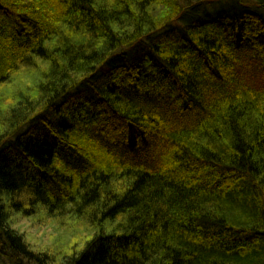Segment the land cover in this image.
<instances>
[{"label": "trees", "instance_id": "trees-1", "mask_svg": "<svg viewBox=\"0 0 264 264\" xmlns=\"http://www.w3.org/2000/svg\"><path fill=\"white\" fill-rule=\"evenodd\" d=\"M0 258L264 264V0H0Z\"/></svg>", "mask_w": 264, "mask_h": 264}, {"label": "rangeland", "instance_id": "rangeland-1", "mask_svg": "<svg viewBox=\"0 0 264 264\" xmlns=\"http://www.w3.org/2000/svg\"><path fill=\"white\" fill-rule=\"evenodd\" d=\"M18 223H13V227L18 232L22 233L26 242L37 252L56 253L52 251L63 252L65 249L63 246L64 236L60 240H56V236L59 235L61 229L55 222L45 221L38 218H25L19 217ZM59 237V236H58ZM63 249V250H62ZM62 250V252H61ZM58 254V253H57ZM0 258V263L9 264Z\"/></svg>", "mask_w": 264, "mask_h": 264}]
</instances>
